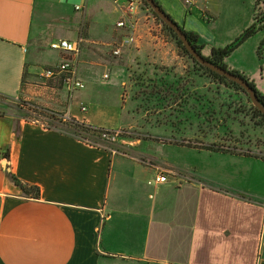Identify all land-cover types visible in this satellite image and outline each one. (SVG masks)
I'll use <instances>...</instances> for the list:
<instances>
[{
    "label": "crops",
    "instance_id": "obj_1",
    "mask_svg": "<svg viewBox=\"0 0 264 264\" xmlns=\"http://www.w3.org/2000/svg\"><path fill=\"white\" fill-rule=\"evenodd\" d=\"M158 1L200 35L206 53L224 47L202 31L201 17L213 18L209 0L189 9ZM120 17L115 0H0V264H264V140L206 116L217 102H252L237 88L179 84L177 73L149 70L154 82L140 94L136 60L126 54L132 44L112 52L129 34L117 27ZM59 40H81L85 89L69 92L62 76L40 78L68 56L51 47ZM263 41L264 30L226 63L264 93ZM152 100L158 111L137 105ZM18 101L63 120L135 131L115 148L90 144L10 112ZM149 111L164 117L150 121ZM8 172L38 186L40 198L26 196ZM159 173L168 181L149 184Z\"/></svg>",
    "mask_w": 264,
    "mask_h": 264
},
{
    "label": "rangeland",
    "instance_id": "obj_2",
    "mask_svg": "<svg viewBox=\"0 0 264 264\" xmlns=\"http://www.w3.org/2000/svg\"><path fill=\"white\" fill-rule=\"evenodd\" d=\"M253 4L255 6H253ZM208 5L213 14V18L212 21L209 22L201 17L202 31L206 33L207 37H212V39L216 41L215 43H217L219 46H226L227 43L232 42L248 27L247 26L241 31L243 25H245L246 21H248V19L251 17L253 8L255 11L253 17L254 21L256 20V17H259V19L264 18V0H257L256 2L254 0H209ZM172 17L174 18L173 15ZM139 20L138 30L135 34L136 40L131 43L132 45L128 46V48L126 47V49L129 50L126 51V54L132 56L134 60H136L134 61V70L136 72L132 74V78L134 84L136 85L137 92L140 94H142V92L145 94L150 92L147 91L146 88L152 85L154 79L147 75V70L161 73H177L178 76H180L177 78V82H179V84L183 82L188 83L189 81L193 82L196 80L198 87L206 85L217 86L215 83L212 84L206 75L196 71L192 60L183 53L174 38L164 28L162 22L153 14L151 9L144 7L143 13ZM261 22H264V19L261 20ZM180 24L187 28L185 23ZM235 56L236 55H234V60ZM228 58L226 59L227 62H229ZM229 65H231L230 62ZM229 67L232 68V66ZM193 71L196 72V78L189 79L188 76L192 75ZM252 81H254V79ZM164 91L166 93V89H164ZM81 93L84 94L87 93V91H81ZM126 95L127 93L125 96ZM245 98L247 101L249 100V102H251L246 94ZM166 101H164V103H166ZM11 104L16 108H12L10 112H20L30 120H32V118H36L43 121V123L48 122L49 124L55 126L62 125L60 121L52 120V118L48 116L49 114L43 110H34L32 103L18 101V103L11 102ZM20 105L23 107H20ZM137 105H139V107H143L145 111L147 109H154L155 111L160 109V104L153 100L150 103L147 101H143L141 103L138 102ZM22 108L24 109L22 110ZM249 108H246L244 105L234 106L230 102L229 105H224L217 102L215 105H213V107L206 108L207 111H209L206 116L210 118L213 117V119L215 118L217 121H224L228 123L231 134H233V131L234 134H239V128L241 125H245L244 128H246L245 132L247 133V136H245L246 139H251L254 142H262L264 140V125H257V123L251 120L250 115L245 114L246 112H249ZM204 109V107L200 108L202 111ZM136 113L138 115V112ZM140 117L141 116H137L135 118L140 119ZM161 117H164V114L161 115L154 111H149L148 115L146 116V118L150 121ZM124 130L126 134H129L132 130L135 131V128H128ZM119 144L122 147V143H118V147L120 146ZM113 146L117 147V144ZM6 161L7 160L4 159V164L7 165Z\"/></svg>",
    "mask_w": 264,
    "mask_h": 264
},
{
    "label": "trees",
    "instance_id": "obj_3",
    "mask_svg": "<svg viewBox=\"0 0 264 264\" xmlns=\"http://www.w3.org/2000/svg\"><path fill=\"white\" fill-rule=\"evenodd\" d=\"M156 2L162 6V4L158 0H156ZM144 5H145V7L151 9L153 14L162 22V24L164 25V28L174 38V40L176 41L177 45L181 48L183 53L192 60L194 67L196 68V71H199V72L203 73L204 75H206L210 79V81L212 83H215L217 86H226L229 88H237V89L242 90L250 99L249 95L246 93V91L244 90V88L240 84H238V83L228 79L227 77H225V76L203 66L202 64H200L189 53V51L185 48L183 42L178 37V35L173 31V29L163 22V20L153 11V9L149 6V4L146 1H144ZM162 8L164 10H166L163 6H162ZM255 19H256L255 22L252 23L250 26H248L232 42H230L229 44H227L224 47L212 46V47H210V50L208 53L205 52V49L207 48L208 45L201 39L200 35L196 31L190 30V29L186 28L184 25H182L180 23L179 24H180L181 28L184 30V32L187 34V37L190 40V42L193 44V46L197 49V51L200 54H202L206 59L212 61L213 63L244 77L250 83V85L253 87V89L256 91V93L260 99V102L264 105V93L261 92L257 88V85L255 84V82L252 81L249 77L240 73L239 71L230 68L226 63V59L240 45H242L247 39H249L253 35L264 30V22H261V20H263L264 18L259 19V17H256ZM263 49H264V41L261 43V45L258 49V53H259L260 57H262ZM250 101H251V99H250ZM32 106H34V110L35 109L43 110L44 112L49 114L48 116L50 118H52V120H57V121H60V123H62L61 126H55V125H51L47 122V123H44L46 125V127H49L51 129H58L60 131L70 133V134L78 137L79 139H82V140H84L90 144H94V145H98V146H104L107 148H115V147H113V145H115V144H111L108 141L102 139L101 133L104 130H106L105 128L96 127V126L90 125L86 122L77 121L75 119L63 120L62 115L57 113V112L45 110V109H42V108H40L36 105H33V104H32ZM3 113L4 112H3V107H2V111L0 112V114L3 115ZM245 114L250 115L251 120H253L255 123H257V125H260V126L264 125V112H262L260 109H258L253 103L251 104V106L249 108V112H246ZM32 119H36V118H32ZM8 156L9 155L7 153L6 157H8ZM8 176L10 177V179H12V181L16 185H18L22 189V191L24 192V194L26 196L33 197V198H40V188L38 186L21 182L17 178V176L12 172H8Z\"/></svg>",
    "mask_w": 264,
    "mask_h": 264
},
{
    "label": "built area",
    "instance_id": "obj_4",
    "mask_svg": "<svg viewBox=\"0 0 264 264\" xmlns=\"http://www.w3.org/2000/svg\"><path fill=\"white\" fill-rule=\"evenodd\" d=\"M183 5L189 9L197 4L198 0H181ZM115 3L120 11L121 17L117 21L116 25L118 28L128 30V36L121 41L120 44L114 46L113 54L120 55L123 47L127 44H131L136 40L135 34L138 30V15L142 12L145 5L143 0H115ZM53 49L63 50L68 56L59 64L53 67H47L40 71V78L43 81L56 78L58 76L63 77L64 84L69 92L76 90H83L86 88L84 81L78 78L77 75V58L81 51V40L69 41L59 40L51 44ZM109 77L108 74L105 75ZM82 111L87 110L86 105H82ZM2 111V104L0 101V112ZM125 130H109L106 129L101 133L102 139L108 141L111 144H115L125 134ZM168 181L167 174L159 173L154 180L149 181V184L163 183Z\"/></svg>",
    "mask_w": 264,
    "mask_h": 264
},
{
    "label": "water",
    "instance_id": "obj_5",
    "mask_svg": "<svg viewBox=\"0 0 264 264\" xmlns=\"http://www.w3.org/2000/svg\"><path fill=\"white\" fill-rule=\"evenodd\" d=\"M144 1H146L149 4V6L153 9V11L163 20L165 24H167L169 27L173 29V31L178 35V37L183 42L185 48L200 64L240 84L244 88L246 93L249 95L252 103L262 112H264V105L260 102V99L256 91L253 89V87L244 77L206 59L202 54H200L197 51V49L190 42V40L187 37V34L181 28L179 22L176 21L166 10H164L162 6L156 2V0H144Z\"/></svg>",
    "mask_w": 264,
    "mask_h": 264
}]
</instances>
